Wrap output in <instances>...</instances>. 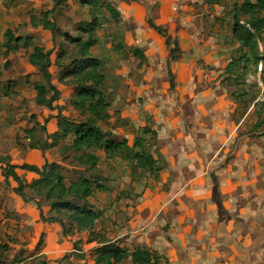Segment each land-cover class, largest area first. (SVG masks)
<instances>
[{
  "label": "rangeland",
  "instance_id": "obj_1",
  "mask_svg": "<svg viewBox=\"0 0 264 264\" xmlns=\"http://www.w3.org/2000/svg\"><path fill=\"white\" fill-rule=\"evenodd\" d=\"M108 1L115 8L120 4L118 0ZM74 2V5L59 2L54 8L56 0H29L21 10L20 22H15L20 24L23 38L32 36L34 44L39 43L51 52L53 82L60 90L59 109L80 119V111L73 105L75 89L59 79L64 68L79 57L78 45L67 36L86 38L88 31L83 22L93 20L98 38L93 56L102 61L100 70L106 77L110 103L111 117L102 123L103 130L107 138L127 139L130 145L143 136V146L134 150L154 160L149 164L120 155L122 159L109 162L102 148L94 149L103 156L99 161L103 173L86 175L94 178L95 183L102 178L113 185L112 190H96L91 197L100 212L96 229L107 236H117L124 219L129 229L135 230L130 221L139 220V211L149 218L153 211H146L141 205L151 204L156 212L160 210L159 216L162 210L179 215L193 212L194 217L189 218L195 219V225L199 226L210 209V214L217 215L216 220L227 226L233 222V231H254L255 238L264 242V73L260 65L257 69L251 66L246 79L236 81L225 72L243 50L233 32L231 12L237 2L167 0L172 9L168 12L172 19L165 18V22L172 24L167 29L183 50L169 65L166 38L157 36L148 23L155 8L148 16L128 14L124 19L120 12L122 18L117 22L105 6L93 9L90 4L82 6L80 0ZM42 10L54 11L50 15L56 26L54 33L44 28L28 30L29 13ZM6 12L0 7L1 51L6 48L3 41L11 22ZM20 27L10 28L16 34ZM127 40L131 43L127 44ZM258 44L264 52V35ZM32 48V44L25 42L14 50L12 66L0 78V152L19 149L20 154L22 149L29 150L36 138L30 129L44 131L41 126L47 123L51 128L54 126L51 116L58 109L36 103L34 83L44 82V77L29 62ZM2 56L5 60L9 58L0 52L1 59ZM179 69L188 73L186 80H176L175 74V83H171L170 72L177 73ZM258 121L262 125L255 127ZM145 127L155 135L145 133ZM69 142L71 139L63 140L62 144ZM50 152L62 162L69 180L78 179L83 171L73 151L56 147ZM118 183L130 186L117 190ZM111 197L118 202L112 210L113 217L108 207ZM122 208H126L124 214H120ZM113 218L116 220L111 224ZM168 229L166 226L165 230ZM70 237L71 250L75 251L66 253L67 259L60 257L56 263L70 260L92 264L98 244L88 242L87 232ZM75 240L79 248L74 247ZM163 257L164 264H173L167 256Z\"/></svg>",
  "mask_w": 264,
  "mask_h": 264
},
{
  "label": "trees",
  "instance_id": "obj_2",
  "mask_svg": "<svg viewBox=\"0 0 264 264\" xmlns=\"http://www.w3.org/2000/svg\"><path fill=\"white\" fill-rule=\"evenodd\" d=\"M16 1V0H11ZM24 1V0H20ZM63 4L66 0H58ZM233 16V32L237 41L241 45V55L232 60L226 67L225 72L235 78L236 81L244 80L248 76L251 66L258 68L263 63L264 73V52L259 48L258 40L264 35V0H235ZM57 2V0H56ZM93 9L107 7L113 18L120 21L119 11L108 2V0H85ZM239 3V4H238ZM54 11H43L40 15H31V24L34 27L42 26L44 29L55 32L56 26L50 15ZM246 16V19H242ZM96 19V15L94 16ZM93 20L83 22L88 31L86 38H73L67 36L78 45L79 57L68 64L62 73L60 82H65L76 91L73 105L80 111L81 118L73 117L61 109L57 104L60 99V90L53 82L51 52H47L44 46L33 43V38L28 36H17L9 28L5 32L6 51L10 54L16 50L20 44L29 43L33 45L29 51V62L34 69L40 71L44 77V82H35L34 88L37 91L36 103L47 109H58V112L51 116L54 126L43 124L41 129L47 132L48 139L43 143H31V147L39 148L43 151L59 148L61 151H73L74 159L82 167V173L78 179L69 180L65 174L64 165L59 160L46 161L43 165L25 162L22 164L12 163L11 156L0 155V165L3 168V176L6 183H15L14 190L25 201L32 202L39 210L40 218L44 222L56 223L66 237L77 233H88V242H95L98 246L94 250V260L92 264H164L163 254L152 250L148 246H135L133 249L123 246L120 240L110 239L103 231L96 229V223L100 218V212L96 206L89 201L96 190H105V182L99 179L97 183L94 178L88 177L87 172H98L99 155L94 149L102 148L108 158L124 155L127 158L133 157L138 161H146L153 164L144 152L134 150L144 144V137L138 136L133 145L127 139L116 140L107 138L102 123L110 119V103L106 95V77L101 72L102 61L93 56L92 48L97 44L98 38L95 36ZM150 27L158 34L166 38V46L169 48V60H176L183 50L179 41L172 40L169 30L157 24L153 19H149ZM174 43V44H173ZM138 52L139 50H135ZM12 66V61L8 58L4 63H0V76ZM172 78V71L170 72ZM71 77V79L67 78ZM69 79V80H67ZM173 78L171 79V83ZM53 92L52 94H50ZM8 93V92H7ZM262 125L258 121L255 127ZM36 127L29 130L33 133ZM144 132L155 135V132L148 127ZM71 142L62 144L63 140ZM19 170L34 173L35 176L29 180L23 177ZM92 176V175H91ZM12 180V181H11ZM27 190L33 196L27 194ZM44 242V234L38 242V247ZM74 247L79 248L78 242L74 241ZM126 261H129L126 263ZM70 264H90L77 262ZM47 264V262H45Z\"/></svg>",
  "mask_w": 264,
  "mask_h": 264
},
{
  "label": "crops",
  "instance_id": "obj_3",
  "mask_svg": "<svg viewBox=\"0 0 264 264\" xmlns=\"http://www.w3.org/2000/svg\"><path fill=\"white\" fill-rule=\"evenodd\" d=\"M18 1L20 0H8V2L7 0H0V7H4L7 10V15L11 18L9 28L20 27V24L15 21L20 22L19 15L21 10L25 8L29 0ZM74 1L75 0H67L66 4L71 3L70 5H74ZM80 1L82 6H89L87 2L85 3V0ZM118 1L120 4L118 7L116 6V9L119 13L121 12L123 19L127 17L126 15L128 14L134 17L148 16L150 11L155 8L152 19L166 29L172 26L170 22H165V18L172 19V14L171 17L170 15L168 16V12L172 9L168 7L167 0H137V2H130V0ZM41 13L32 11L29 13V16L32 14L40 15ZM25 21H29L28 18H26ZM29 26V31L33 29H43L42 26L34 27L31 22ZM129 33L130 32H127L128 36L130 35ZM16 35L23 36L21 27ZM156 35L159 36L157 32ZM3 43L6 45L5 39ZM126 43L128 44L131 42L127 40ZM24 44L25 43L20 44V47ZM36 44L43 46L39 43ZM4 47L0 52H4L5 54L7 47ZM93 48L92 53H94ZM14 56L12 52L9 58L12 59ZM5 61V57L2 56V59L0 58V63H4ZM172 73L174 83L175 74H177L176 80H180L181 82H183L184 79L186 80L188 75L186 70L182 71L181 69H179L177 73L173 71ZM2 76H0V78ZM172 78L170 76V82ZM177 83L178 81H176V85ZM33 134H35L36 137L35 143H43L48 139V135L44 131L37 130ZM12 150L0 152V154L3 155H10L12 157V163L22 164L30 162L31 164L41 166L47 160H57L51 154V150L43 151L39 148L32 147L29 150L22 149L20 154L18 152L19 149H16L15 152ZM98 155L102 160L103 156L100 154ZM105 158H107L109 162H114L118 158L122 159L120 156L113 158L105 156ZM110 171H108L107 174H110ZM19 173L29 180L35 176L34 173L25 170H19ZM119 184L120 183L115 186L117 190L128 189L130 186H125L124 183H121L120 188ZM15 186L16 184L14 182L11 184L6 183L5 177L3 176V168L0 165V264H45V262H47V264H57L56 260H60V257H65V259H67L66 253L75 251V249L71 250L70 247L71 237H66L58 224L41 220L39 210L32 202L25 201L17 194L14 190ZM105 186V190L109 188L112 190L113 188V185L111 187L109 181L105 182ZM27 194L33 196L30 190H27ZM91 197L89 201L94 204ZM110 200L111 202L108 206L111 207L109 209V215L111 214V217H113L112 210H115L118 202H113L112 197ZM94 205L97 206V204ZM141 207L142 209L145 208L146 211H153L150 213L149 218L141 215L139 211V220L137 222H135L134 219L130 221L132 225L136 226L135 230H130L129 223L122 219L123 222L120 224V227L123 226L121 228L122 231L119 230L117 236L113 235L111 237L107 233L108 237L112 240H120L122 245H126V247L129 248L132 247L131 249L135 246H148L152 250H156L160 254L167 256L173 264H264V242L261 243L255 238L254 231L249 230L246 233L243 231H233L231 229L233 222L227 226L225 223L216 220L217 215L210 214V209H208L206 213L209 214V216H203L204 221H201V225L199 226L198 224L195 225V219L189 218L194 217L193 212L179 215L177 212L168 213V210H162L159 216L158 213H160V210L156 212L155 206L148 204L147 206L141 205ZM165 207L166 206L163 208ZM122 211L123 212L120 214H124L126 208H122ZM210 217H214V221H210ZM115 220L116 218H113L111 224H114ZM236 221L237 220H235V222ZM223 224L227 229L223 227ZM166 226L169 227L168 231L165 230ZM116 227L119 226L116 225ZM228 229H231L229 230V232L231 231L230 233L227 231ZM42 234H44V242L38 247V242ZM217 240L218 243H216ZM67 261L76 263L75 261ZM67 261L59 264H70L67 263Z\"/></svg>",
  "mask_w": 264,
  "mask_h": 264
},
{
  "label": "built area",
  "instance_id": "obj_4",
  "mask_svg": "<svg viewBox=\"0 0 264 264\" xmlns=\"http://www.w3.org/2000/svg\"><path fill=\"white\" fill-rule=\"evenodd\" d=\"M260 69H263V63H260Z\"/></svg>",
  "mask_w": 264,
  "mask_h": 264
},
{
  "label": "water",
  "instance_id": "obj_5",
  "mask_svg": "<svg viewBox=\"0 0 264 264\" xmlns=\"http://www.w3.org/2000/svg\"><path fill=\"white\" fill-rule=\"evenodd\" d=\"M58 3H59V1L57 0V2H56V4H55L54 8L57 6Z\"/></svg>",
  "mask_w": 264,
  "mask_h": 264
}]
</instances>
